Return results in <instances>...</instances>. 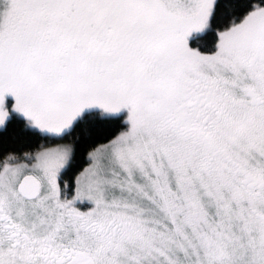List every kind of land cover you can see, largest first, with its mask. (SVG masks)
<instances>
[{
	"label": "snow or ice",
	"instance_id": "6c2138e0",
	"mask_svg": "<svg viewBox=\"0 0 264 264\" xmlns=\"http://www.w3.org/2000/svg\"><path fill=\"white\" fill-rule=\"evenodd\" d=\"M0 264H264V0H0Z\"/></svg>",
	"mask_w": 264,
	"mask_h": 264
},
{
	"label": "trees",
	"instance_id": "16d2710c",
	"mask_svg": "<svg viewBox=\"0 0 264 264\" xmlns=\"http://www.w3.org/2000/svg\"><path fill=\"white\" fill-rule=\"evenodd\" d=\"M15 131H17V130H10V132L8 133V135H12ZM112 131H113V129H110V128H108V129H104L103 132H102V134H103V135H110V134L112 133ZM93 135H94V136H97L96 133H93ZM97 138H98V137H97ZM81 150L84 151V148L82 147Z\"/></svg>",
	"mask_w": 264,
	"mask_h": 264
}]
</instances>
